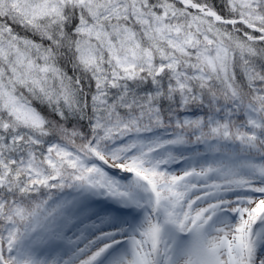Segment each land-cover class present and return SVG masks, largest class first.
<instances>
[{
    "label": "snow or ice",
    "instance_id": "1",
    "mask_svg": "<svg viewBox=\"0 0 264 264\" xmlns=\"http://www.w3.org/2000/svg\"><path fill=\"white\" fill-rule=\"evenodd\" d=\"M0 264H264V0H0Z\"/></svg>",
    "mask_w": 264,
    "mask_h": 264
}]
</instances>
